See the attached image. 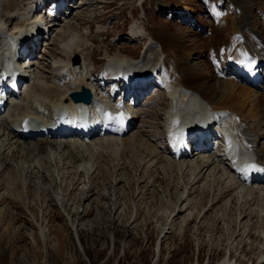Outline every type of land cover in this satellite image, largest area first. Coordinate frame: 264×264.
<instances>
[{
  "label": "rangeland",
  "instance_id": "obj_1",
  "mask_svg": "<svg viewBox=\"0 0 264 264\" xmlns=\"http://www.w3.org/2000/svg\"><path fill=\"white\" fill-rule=\"evenodd\" d=\"M180 1H168L165 6L172 10L165 7L155 11L161 7L157 0H146L144 13L138 0H75L77 8L69 21L57 28L65 32L57 33L58 38L51 36L52 45L49 44L51 47L48 46L39 68L46 73L48 81H52L53 72L48 70L50 65L47 66L60 57L58 47L69 35L67 29L75 30L78 37H82L85 33L82 28L89 27L88 33L92 32L87 36L89 43L78 55H87L90 67L97 69L106 59V53L126 57L128 61L140 60L141 49L137 47L141 42L131 39L135 23L148 24L145 26L151 28L163 26L171 34L182 32L181 37L187 43L209 41L206 35L209 21L201 3ZM174 4L195 10L191 13L195 12L197 21L192 24L197 26L196 33L202 31L200 26L204 29V38H199L186 20L177 18ZM248 6L250 15L242 12L249 15V21L251 16L252 24L260 27L261 22L254 12L264 10V0H248ZM168 14H172L171 19H167ZM217 41L219 39L213 37L210 44ZM44 47L40 56L46 51ZM76 56L73 54L71 58ZM192 58L191 69L196 72L199 69L197 56ZM171 63V58H166V72H171ZM163 97L161 92L157 98L148 100L154 105L125 137L128 139L123 142L125 150L132 144V137L138 135H145L150 144L156 145L152 140L161 134L167 108ZM261 124H256L258 129H262ZM262 133L264 136V131ZM36 142L38 140L27 144L33 146ZM104 151L93 152L78 160L80 163L77 160L74 163L64 158L68 148L54 152L44 147L41 153L36 155L35 152L29 159L20 155L14 159L9 153V165L3 170L4 164L0 162V264H221L228 251L238 260L246 254L249 255L246 258L252 259L255 253L261 252L264 220L255 224L257 213L253 206L239 207L241 201L237 197L239 203L234 206L231 198L221 196L213 210L202 216L214 199L209 194L203 197V193L210 190L202 188L211 185L214 188L213 179L204 176L191 188L188 201H184L191 176L163 171L160 163L148 168L127 151L117 155ZM10 180L20 184L19 188L14 190ZM200 201L203 206L207 204L205 208L198 206L197 211L192 210L190 205L201 204ZM239 208L249 214L243 221L235 214ZM248 231L250 235L246 236Z\"/></svg>",
  "mask_w": 264,
  "mask_h": 264
},
{
  "label": "bare ground",
  "instance_id": "obj_2",
  "mask_svg": "<svg viewBox=\"0 0 264 264\" xmlns=\"http://www.w3.org/2000/svg\"><path fill=\"white\" fill-rule=\"evenodd\" d=\"M168 1L174 2V0H160L159 2L157 0L159 5L162 7H166ZM203 1L209 6L213 4V0ZM235 1H237V3H233L234 5H240V15H234V17L231 16L226 18L224 25H218L212 30L213 36H210L209 41L205 40L206 42L201 40L197 42L190 41L187 43L181 37L182 32L171 34V32L169 33L168 30L164 29L163 26H154L151 28L140 23H135L132 26L131 34L133 37L145 36L149 42L147 44L144 55L140 61V65L145 64L144 66H154L159 61L158 59L160 57V60L162 61L161 65H164L165 58H171L172 63L170 67L173 71V79H169V82H172L173 85L178 86V88L174 87V89H171L172 91L168 93L169 97L172 98L171 104L174 103L175 108L181 109L184 113V110L190 109V106H185V101L188 99L196 101L194 98L188 95V93L178 90H189L191 92H194L202 101L205 102V105L202 104L205 109L207 107H209V109L211 110L225 109L230 113H233L234 115L238 116L240 119L242 118L241 121L247 122V129L240 128V132L244 135L246 139H250V142H252L253 139V143H259L263 140L264 136L262 131H264V129H258V126L256 124H263L264 93L255 91L254 89L247 86L236 84L235 82H223L222 80L218 79V73H216V66L213 65V59H216V57H214V52L211 53V51H213V48L209 45L213 37L218 38L220 46L223 49L228 62L232 61L233 63H238V60L242 57L243 53L239 50V47L236 45L235 39L233 41H230L227 37H229L231 34L237 35L238 33H256V28L249 21L250 14L248 12V0ZM36 2H38V0H0V51L4 48L3 46L6 42L5 37L11 36L13 33H16L18 31L23 33H29V31L31 32L41 28L39 27L42 21L41 17L36 16L33 19V13L35 11L34 3ZM141 2L142 0H139V4ZM141 8L145 13L144 4L141 6ZM181 9H183L184 11V18L188 19L192 17L193 12L191 13L190 9L185 8L183 6H181ZM242 11L247 12L249 15L244 14ZM37 14H39V12ZM50 23L52 26V31H54V37L58 38L57 33L59 34V32L63 29L57 31V28L60 27V24L58 25L59 22H57L56 20H51ZM69 24L70 23H67V25ZM67 27L71 28V26ZM83 28L82 31H85V33H82V37H78L75 30H68L66 28L67 31H70V33L65 38V41L59 44V46L61 45L60 48L58 47V53L60 57L57 58V62L50 61L51 63L47 66L49 67L50 65L48 70L53 72L54 76H51L52 81H48L47 77L45 76L46 73L42 72L43 70L39 68L38 65L36 67L35 65H33L31 67V71L33 74L30 73L32 74V77H30L29 81H27L26 86L28 92L23 96V99L18 104L12 107L14 114H12V116H8V118L0 120V162L4 164L2 170L8 167L9 165V163H7V157L9 153L10 157H13L14 159H18L19 155L20 157H24V159H29L31 158L33 153L36 152V155L41 153L44 147L45 149L50 147L53 149L54 152L59 151L61 149L63 150L64 147L68 148L67 154H63L65 155L64 158H66L67 160L69 159L70 162H72L73 160L74 163L76 160H82L84 156H88L93 152L105 150V153L107 151L117 155L119 153H125L127 151L130 152V154L135 159L139 160V164L147 165L148 168H155V166L160 163V168L163 171H171L172 173L176 172L181 177L184 175L191 176L192 181L190 182V187L187 191V195L184 201H188L189 195L192 194V192H190L191 188L196 185L199 181H201L204 176L209 179H213V182L216 181L214 188L211 184V187L206 186L202 188L205 191H207V189L210 190L206 193H203V195L201 194L203 197H208L209 194V196L211 195L214 198L210 201L207 209H204L202 215L203 217L204 215H206V213L209 212V210H213V206L217 205L221 201L220 197L224 196L225 199L231 198V203L234 206L239 203L238 201H236V197L239 198V201H241L239 207H241V205H243V207H245L246 205L248 207L253 206V208H256L255 212L257 213V215L254 213L255 224H258L260 223V221H263L264 186L257 188L252 186L246 187L243 183H240L239 181L235 180L232 175L229 174L227 171L225 172V168L223 170L221 166L216 165V163L214 162L211 164V157H208L207 159L203 157L201 161L197 162H187L185 160L174 161L172 159H169L165 157V155L163 156L160 152H158L157 147L150 144L149 139H146L145 135H143L142 137L139 135L132 137L133 139H130V142H132V144H128L129 148L126 150L124 148L123 142L125 143L128 139H125V137H122L118 140L110 138H104L103 140H90V143L73 141V143L70 144H62L60 142L51 143V141L48 142L47 140L41 139L38 140V142H36L33 146L27 144L31 141H24V143L20 142L21 139L19 138V136L15 135L11 131L10 126L18 119L20 121L24 116L26 117L28 115L34 114L33 108H41L43 110L40 112L41 116H39V118L41 120H44L45 116L50 113L51 108L56 105L62 104L64 99L67 98L69 92L77 91L81 87H86L90 90H95V88L100 89V87L98 86V80L97 82H94V76H91V74H89L90 71L87 68L86 60L87 55L79 56L80 60L82 61L81 64L73 63L74 60H72L71 58L73 54L78 55L79 53L85 51L87 47L86 45L89 43V41L87 40V36H89L87 30H89V27H85V29ZM10 30H12L11 33L9 32ZM31 37L30 40L33 41L34 38L33 36ZM245 43L250 49L249 51H251L253 54H255V56L258 57V59H260V56L253 51L255 44L249 40H245ZM49 44L52 45V43ZM51 45L49 47H51ZM194 56H197L199 64V69L196 68L198 69V71L196 72H193V70L191 69V67L193 68L191 62L193 60L192 57ZM104 57L107 59V65L105 68L106 71H112L111 67L114 65V63H121V65H129L130 68H133L134 65L138 64L136 62L128 61L126 57H121L120 55L110 56L108 53H106ZM54 58L55 57L53 56L52 60H54ZM36 63L40 65L42 62L39 61ZM55 75H57L58 77H56ZM93 98L94 99L89 105H85V107L89 111L93 108L92 106L97 100L95 94L93 95ZM169 115L170 114L167 113V120ZM215 118L217 119V114L215 115ZM219 122L223 125H227V123H229V120L227 118L221 117V119H219ZM168 123L169 121L167 122V127L169 126ZM142 153H145L147 155L144 156L142 155ZM256 157L258 158V161L261 162V164H264L263 157H258L257 155ZM210 160L211 162L208 164ZM78 162L80 163V161ZM80 167H82L81 169L84 168L83 165H80ZM82 172L85 173L86 170ZM9 184L10 186H12L13 189L19 188L18 185H20L16 181ZM190 206H192V210L196 209V211L198 210V206L205 208L202 203L198 204L197 202L193 203ZM188 209L190 208L188 207ZM238 210L239 212L235 214H238L239 218L242 217V221L245 217H248L249 214L243 213V210H241V208H239ZM254 218L252 217V219ZM241 220L240 222H242ZM239 230L240 229H238V232ZM248 233L249 231L245 235H250ZM261 233L263 234L264 239V231H261ZM260 251L261 252H259V254L255 253V256L252 259L246 258L249 256L248 254H246L245 256H243L242 260H238L234 256H231V253L229 251L227 253H229L228 255L230 257H233L235 259V264H264V249H261ZM198 261H200V257ZM221 264L226 263L223 262Z\"/></svg>",
  "mask_w": 264,
  "mask_h": 264
},
{
  "label": "water",
  "instance_id": "obj_3",
  "mask_svg": "<svg viewBox=\"0 0 264 264\" xmlns=\"http://www.w3.org/2000/svg\"><path fill=\"white\" fill-rule=\"evenodd\" d=\"M72 97L75 101H83L87 103L89 101L90 95L87 90L83 89L82 93H73Z\"/></svg>",
  "mask_w": 264,
  "mask_h": 264
},
{
  "label": "snow or ice",
  "instance_id": "obj_4",
  "mask_svg": "<svg viewBox=\"0 0 264 264\" xmlns=\"http://www.w3.org/2000/svg\"><path fill=\"white\" fill-rule=\"evenodd\" d=\"M252 167H254V166H252Z\"/></svg>",
  "mask_w": 264,
  "mask_h": 264
}]
</instances>
